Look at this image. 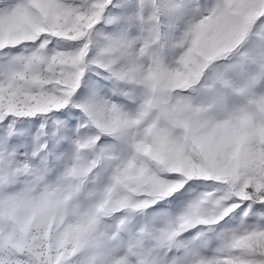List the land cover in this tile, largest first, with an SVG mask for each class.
I'll list each match as a JSON object with an SVG mask.
<instances>
[{"label":"snow or ice","instance_id":"1","mask_svg":"<svg viewBox=\"0 0 264 264\" xmlns=\"http://www.w3.org/2000/svg\"><path fill=\"white\" fill-rule=\"evenodd\" d=\"M0 264H264V0H0Z\"/></svg>","mask_w":264,"mask_h":264},{"label":"rangeland","instance_id":"2","mask_svg":"<svg viewBox=\"0 0 264 264\" xmlns=\"http://www.w3.org/2000/svg\"><path fill=\"white\" fill-rule=\"evenodd\" d=\"M150 54L153 56V57H156V58H160L162 60H164L165 62L169 61L171 59V53L170 51L167 49V47H165L164 49H161L159 51H157L156 48H152L150 49ZM204 191H211V189H208V188H201L199 190H193L190 194V199L188 202H190L191 199H194L196 198L197 195H199L200 193L204 192ZM151 211V209L149 210ZM256 221H248V223H255ZM160 223H163V221L161 220ZM189 233H185L184 234V237L187 238L189 237ZM191 235H195V230H193V232L191 233ZM197 242L195 241H191L190 242V245H195Z\"/></svg>","mask_w":264,"mask_h":264}]
</instances>
